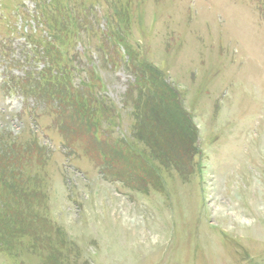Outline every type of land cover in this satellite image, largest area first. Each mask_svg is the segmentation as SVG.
Wrapping results in <instances>:
<instances>
[{
    "label": "rangeland",
    "instance_id": "rangeland-1",
    "mask_svg": "<svg viewBox=\"0 0 264 264\" xmlns=\"http://www.w3.org/2000/svg\"><path fill=\"white\" fill-rule=\"evenodd\" d=\"M47 62L107 118L25 98ZM145 64L189 116V143L146 109ZM0 136L20 156L33 138L45 148L24 167L43 196L27 210L55 227L16 231L0 264H264V0H0ZM120 141L155 173L135 174L124 147L105 171L102 142Z\"/></svg>",
    "mask_w": 264,
    "mask_h": 264
},
{
    "label": "trees",
    "instance_id": "trees-1",
    "mask_svg": "<svg viewBox=\"0 0 264 264\" xmlns=\"http://www.w3.org/2000/svg\"><path fill=\"white\" fill-rule=\"evenodd\" d=\"M123 42L124 40H121V43ZM122 45L124 46L123 49L125 50V52H127L126 54L129 58V50L127 49V46H125L124 43ZM60 52L62 53L61 50ZM47 64V68L46 66H43V68L32 77V81H34L32 87L28 86L31 80V76L27 74L23 78L22 81L26 84L21 88L18 87V89L25 98L37 99L39 96H44L43 98H45L46 101L47 98L53 99L54 101L58 102L57 107L59 108L58 111L60 113L61 110L66 111V109L68 108L66 106L68 105L73 109V111L70 109V112L77 114L78 120H82L83 122L85 121L87 123L94 122L98 124L101 120L107 118L108 111L104 115L103 107H101L102 105L100 106L99 103L90 100L93 96L86 94L85 90L88 89L82 86H78L77 90H74L73 87L68 83L67 77H65L64 73L62 74L61 72L55 70L56 73L54 74V76H52L50 71H48L50 70V63L47 62ZM53 66L60 67V64H57L55 62ZM141 68L145 69L149 75L148 81H146L150 84L147 86L148 91H144L143 93V91L138 88L141 91V93L140 91L139 93L140 96L144 99L146 109L149 108L148 112L153 111L160 117L165 115V117L163 118L164 122L169 124V126L175 125L176 127V129L174 128L176 131H172L173 137H168V135H171L172 130L171 128H169L167 132L170 134H166L167 139L166 137H164V139L170 141L175 137L176 139H181L183 138V136H185L186 138L188 137L187 140L189 143V140L193 136L192 124L189 116H187V114L184 112L177 99L171 98L167 100L164 98L165 94H170L172 91L170 87L163 82V76L159 72H157L156 69L148 66L147 64L141 65ZM145 70L143 71L145 72ZM142 75L143 74H141V76ZM52 77H54V79H52ZM141 82H144L143 78H140L139 84ZM146 82H144V85L146 84ZM139 87L142 88L141 86ZM150 88H152L153 90ZM168 120L170 122H167ZM136 121L137 119H135V123ZM146 130H148V138L146 139L148 144H150L151 141L149 137H152V140H154L153 143H156L158 148L162 149L160 145V143L163 142L161 133H159L158 131L153 132L150 126L146 128ZM138 135L140 136V140H143V138H141L142 133L139 132ZM0 137V249L5 250L4 245L8 244L10 248H13L16 242L19 241V238L15 237L14 235V233L16 234V231H20L22 237L32 238L37 236L39 237L40 233L45 234L43 233L44 231H42V228L39 227L37 236H34L36 234V232H34V228L38 223L42 224L46 229L49 230H52L55 227L48 221L43 219L39 214L28 213L30 211L27 210V204H29L30 202L37 203L39 201H42L43 196H41V193L35 191V189L33 188L35 186L33 184H30V180L33 179L31 177V174L25 173L26 171H24V167L30 165V161L35 154L38 156L45 154V148L39 144L36 138H33L32 141L28 142L25 146L23 144H20V147L29 148L28 155L25 154L26 156H20L17 154V152L21 151L15 147V144L11 143V140H4V136ZM102 143L104 146V151H108L111 153H103V164L105 167V171H113L112 166L114 168L117 163L121 162L120 158L116 155L117 151L120 150L121 147H124V149L127 150V156L123 155L121 156V159L125 160V162L128 163L127 165H137L138 168L135 169V174H138L140 171L144 172L145 170H150V168H152L145 165V158L147 157L146 153L139 148H136V146L134 148H130L124 142L117 143L124 146H115L112 142ZM168 148H171V146L168 145L167 149ZM137 151L141 153H138ZM163 152H165V150ZM11 155H15L13 156L15 157V160ZM116 157H118L119 161L116 159ZM19 158H22L23 162L21 160L19 162ZM10 161H13V163H10ZM10 165L14 166V168H11ZM152 170L155 173V170L153 168ZM28 175L30 176V179L25 178V176ZM37 205L39 204L37 203ZM31 223L35 224L30 225ZM37 239L41 240L42 237ZM45 248L50 250L49 245H47ZM37 249L41 252L44 251L43 247H39ZM30 250L35 253V246L33 248L32 246H30Z\"/></svg>",
    "mask_w": 264,
    "mask_h": 264
}]
</instances>
